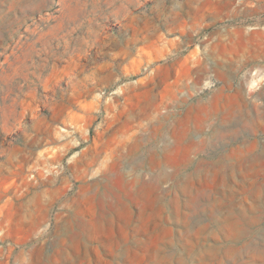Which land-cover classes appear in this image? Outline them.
<instances>
[{
  "label": "rangeland",
  "instance_id": "obj_1",
  "mask_svg": "<svg viewBox=\"0 0 264 264\" xmlns=\"http://www.w3.org/2000/svg\"><path fill=\"white\" fill-rule=\"evenodd\" d=\"M0 264H264V0H0Z\"/></svg>",
  "mask_w": 264,
  "mask_h": 264
}]
</instances>
